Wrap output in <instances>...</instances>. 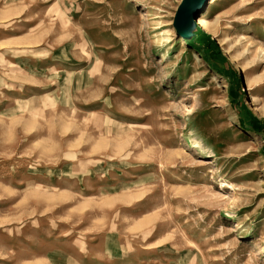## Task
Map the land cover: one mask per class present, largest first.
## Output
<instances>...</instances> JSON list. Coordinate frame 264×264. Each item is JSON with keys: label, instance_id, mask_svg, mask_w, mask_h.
<instances>
[{"label": "rangeland", "instance_id": "rangeland-1", "mask_svg": "<svg viewBox=\"0 0 264 264\" xmlns=\"http://www.w3.org/2000/svg\"><path fill=\"white\" fill-rule=\"evenodd\" d=\"M181 2L0 0V264H264V0Z\"/></svg>", "mask_w": 264, "mask_h": 264}, {"label": "water", "instance_id": "water-1", "mask_svg": "<svg viewBox=\"0 0 264 264\" xmlns=\"http://www.w3.org/2000/svg\"><path fill=\"white\" fill-rule=\"evenodd\" d=\"M210 0H182L178 7L174 27L184 39H191L198 27L197 20L208 8Z\"/></svg>", "mask_w": 264, "mask_h": 264}, {"label": "bare ground", "instance_id": "bare-ground-1", "mask_svg": "<svg viewBox=\"0 0 264 264\" xmlns=\"http://www.w3.org/2000/svg\"><path fill=\"white\" fill-rule=\"evenodd\" d=\"M216 1H217V0H211L210 6L208 7L206 13H205L204 15H202V16L200 17L199 21H198V24H199V25L208 28V23H209V22L207 21V19L205 18V16L209 13V10H210V8H211V5H213ZM226 188H228V189L230 188V189H231V188H233V187H232L231 184H227V185H226Z\"/></svg>", "mask_w": 264, "mask_h": 264}, {"label": "trees", "instance_id": "trees-1", "mask_svg": "<svg viewBox=\"0 0 264 264\" xmlns=\"http://www.w3.org/2000/svg\"><path fill=\"white\" fill-rule=\"evenodd\" d=\"M208 38H209V41H211L212 44H214L218 48L216 41L212 40L211 36H208ZM257 123H258V120H256V119L252 120V125H253L252 127L255 128Z\"/></svg>", "mask_w": 264, "mask_h": 264}]
</instances>
